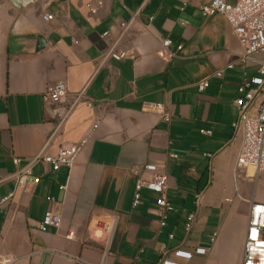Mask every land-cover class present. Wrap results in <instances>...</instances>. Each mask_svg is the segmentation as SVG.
<instances>
[{"label":"crops","instance_id":"obj_1","mask_svg":"<svg viewBox=\"0 0 264 264\" xmlns=\"http://www.w3.org/2000/svg\"><path fill=\"white\" fill-rule=\"evenodd\" d=\"M102 1L0 0V199L15 188L14 156L25 163L44 147L56 154L91 135L70 172L39 163L40 181L0 207V264H158L175 259L177 248L198 247L207 252L178 260L241 264L246 199L264 200V175L237 168L242 138L233 137L232 123L244 71L253 74L256 64L241 62L243 48L227 19L204 16L192 0ZM45 13L54 18L44 20ZM164 38L173 41L171 60L158 53ZM111 47L127 56L106 57ZM203 78L210 85L200 91ZM60 81L69 101L84 92L69 111L47 95ZM145 102L163 103L171 121ZM145 164L168 176L173 209L164 226L158 193L144 188L141 204L132 206L137 178L153 175ZM48 208L62 215L58 230L39 228ZM114 216L104 246L91 227Z\"/></svg>","mask_w":264,"mask_h":264},{"label":"built area","instance_id":"obj_2","mask_svg":"<svg viewBox=\"0 0 264 264\" xmlns=\"http://www.w3.org/2000/svg\"><path fill=\"white\" fill-rule=\"evenodd\" d=\"M199 4L200 11L204 16L215 14L223 15L229 24L233 27L242 45L243 51L240 54V60L246 64L252 62L256 64V70L249 74L245 69L243 78L238 86V95L235 99L237 108L236 119L232 123L233 137L242 138V146L237 156L236 166L239 169H249L254 171L252 177L258 178L264 175V0H212L210 3H203V0H192ZM103 4L102 0L98 2ZM92 12L96 8L88 5ZM42 18L46 21L54 18L53 14L45 13ZM185 24L186 22H182ZM124 34L128 28V23L123 22ZM173 41L170 38H164L161 41V47L158 51L159 56L164 60H171L175 52L171 49ZM182 46H178L181 49ZM116 59H123L127 56L125 51L116 50L111 47L105 54ZM234 64L230 63L227 68H233ZM223 69L217 70V77L223 76ZM210 85L209 78H203L198 82V89L204 91ZM47 95L54 103L69 104L68 111L73 108L83 97L84 92L75 94L72 101L68 100V89L65 82L60 81L50 86ZM145 109H152L162 114L163 119L171 121V114L165 110L163 103L143 104ZM204 134H212V130L202 129ZM91 135L82 138L78 143L62 147L56 154H47L45 147L32 158H28L25 163L19 156L13 157L15 171L12 177L15 180V188L7 196L0 199V207L11 203L18 195V192L24 193L30 183H38L40 177L34 173V167L39 164H47L53 170H59L66 167L69 172L75 165L76 161ZM145 171L153 172L151 178L139 176L135 183L134 197L132 206L138 207L142 202L144 188L159 194L157 198L156 213L160 216L162 226L166 224L167 211L173 209L168 200V176L164 172L158 171L155 164H145ZM139 174V169L134 170ZM67 184H62V189H67ZM241 197V196H240ZM48 200L55 201L54 197L49 196ZM250 203L249 219L245 234V243L241 264H264V200L257 199L254 195L246 199ZM197 212L188 215L185 223L186 234H189L197 220ZM118 216L103 222H97L91 227L92 238L103 240L104 246H109L114 233ZM62 224V215L53 208H48L44 214L39 228L47 231L50 228L58 230ZM74 233L70 232L68 236L73 237ZM173 237V235H171ZM207 248L198 247L195 251L177 248L172 254L175 259L165 257L158 264H185L178 259H192L195 253L205 254ZM80 261V258H76ZM101 264H104L102 262Z\"/></svg>","mask_w":264,"mask_h":264},{"label":"rangeland","instance_id":"obj_3","mask_svg":"<svg viewBox=\"0 0 264 264\" xmlns=\"http://www.w3.org/2000/svg\"><path fill=\"white\" fill-rule=\"evenodd\" d=\"M251 174H253V171H249ZM261 191L263 190L264 191V176H261Z\"/></svg>","mask_w":264,"mask_h":264},{"label":"bare ground","instance_id":"obj_4","mask_svg":"<svg viewBox=\"0 0 264 264\" xmlns=\"http://www.w3.org/2000/svg\"><path fill=\"white\" fill-rule=\"evenodd\" d=\"M250 170L253 171L252 169H249L248 172H249ZM253 173H254V171H253ZM251 175H253V174H251Z\"/></svg>","mask_w":264,"mask_h":264},{"label":"water","instance_id":"obj_5","mask_svg":"<svg viewBox=\"0 0 264 264\" xmlns=\"http://www.w3.org/2000/svg\"><path fill=\"white\" fill-rule=\"evenodd\" d=\"M21 1H23V0H21Z\"/></svg>","mask_w":264,"mask_h":264}]
</instances>
